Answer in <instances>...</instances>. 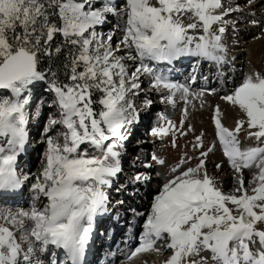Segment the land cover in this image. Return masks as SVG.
<instances>
[{"label": "snow or ice", "instance_id": "obj_1", "mask_svg": "<svg viewBox=\"0 0 264 264\" xmlns=\"http://www.w3.org/2000/svg\"><path fill=\"white\" fill-rule=\"evenodd\" d=\"M254 3L248 0V6ZM241 10L223 0H0V193L26 184L32 192L28 209L0 211V264H46L38 253L50 246L63 253L58 259L53 251L50 264H85L97 219L112 209L108 189L123 171L129 129L141 118L131 97L140 94L142 77H150L154 92L167 91L162 103L175 106L177 93L187 101L189 87L169 73L188 57L223 62L221 25ZM110 16L117 18L113 30L97 31ZM126 61L135 65L131 72ZM40 84L52 93L59 119L45 129L42 170L33 176L19 170L18 160L29 140L31 92ZM221 99L244 116L230 130L220 107L214 110L235 188L226 193L209 175L207 157L215 144L191 157L194 165L182 161L154 196L132 257L166 247L163 264H264V75H248ZM152 103L147 99L145 110ZM165 120L152 136L187 135ZM57 125L63 130L50 134ZM242 130L256 146L241 148ZM193 148H204L202 136ZM245 169L255 170L247 187ZM149 179L137 173L132 181Z\"/></svg>", "mask_w": 264, "mask_h": 264}, {"label": "rangeland", "instance_id": "obj_2", "mask_svg": "<svg viewBox=\"0 0 264 264\" xmlns=\"http://www.w3.org/2000/svg\"><path fill=\"white\" fill-rule=\"evenodd\" d=\"M116 2L123 4L124 0H116ZM223 3L225 7L239 5L242 9L225 17L226 22L221 25L226 29L222 39L226 48L224 61H227V65L225 64V68L216 62L203 59L201 63L199 61L189 63V60H184L183 62L188 63L182 68L188 69L186 74H183L180 68L177 71L181 73V76L178 73L176 77L172 76L171 73L169 74L173 81L187 85L190 89V95L186 101L177 93L175 106L161 102V95H167V91L154 92L150 86V77L147 76L142 77L140 94L131 97L136 106L141 109V118L138 124L129 129L130 135L125 141L121 155L123 171L114 181L113 187L108 189L115 217L108 214L103 217L104 222L102 223H99L97 219L101 227L109 226L110 229V232L106 229L107 233L103 235V239L98 238L99 242H103L105 238L106 241L110 242V246L102 245L103 250L101 251L99 248L95 256L91 258L92 264L148 263L147 258L138 259V255L135 258L132 257V253L140 244L143 235L142 225L150 211L154 196L160 192L163 184L171 175L172 168L177 167L184 160H189V163L183 165L184 167L194 165L197 161L190 158L199 156V152L206 151L210 145L215 144L214 150L207 157L206 167L209 175L216 178L222 191L229 193L235 188V173L227 167L229 162L216 137L214 110L218 104H225L228 105L225 110L228 109L230 113H235L237 116L242 115L241 118L243 119V114L221 97L232 93L248 75L253 73L264 75V0H255L251 6H248V0H223ZM99 6L100 3L98 2L97 7ZM253 21L257 23H253ZM116 22L117 18L110 16L109 21L97 31L107 35L113 30ZM191 22L185 17V23ZM191 34L199 35L202 33ZM119 36L120 33L117 32L114 37V45L118 42ZM126 63L129 66V72H131L135 65L132 62L126 61ZM193 76L195 77L194 80ZM45 87V85L40 84L34 87L31 92V100L27 109L29 140L23 155L18 160L19 170L33 176H39L42 170L41 161L45 150L42 140L45 129L50 120L59 119V111L53 104V95L47 92ZM147 99H151L153 103L149 109L145 110L144 105ZM185 109H187V116H185ZM221 112L223 124L226 127L229 125L228 122L232 124L226 120L230 119L227 113L223 110ZM165 118L171 120L178 130L186 132L187 135L170 134L163 139L152 136L151 132L154 128L165 126ZM190 128L191 131H189ZM62 130L57 125L53 133L50 134ZM200 136L203 137L204 148L194 149L193 145L197 143V137ZM238 139L242 149L256 146L258 143L255 138H250L247 132L243 130ZM153 156L163 159L165 163L159 164L157 160L152 159ZM217 164L221 166L219 169L216 167ZM146 165H151V167H146ZM253 171L255 170L248 169L244 178L246 187L248 181L252 179ZM137 173H143L150 179L143 184L133 183L132 178ZM231 176H233L232 182L229 179ZM17 199L15 202H10V200L3 198V201L0 202V211L11 210L15 212L18 209H28L32 204V192L29 184L25 185L23 195ZM41 201L47 203L43 197ZM120 201L124 203L120 204ZM40 203L37 202L38 206ZM137 213L144 215H137ZM116 219L119 221L117 222ZM114 230L117 233L111 241ZM122 231L126 233L125 236L121 234ZM100 234L102 235L103 231L97 232V235ZM17 238L19 240V233H17ZM163 243L164 241H160L158 245ZM22 246L27 248L26 243L22 242ZM52 252L53 249L49 247L48 252L38 253V255L45 260L46 264H50ZM156 254L159 256L156 259L157 264H163L170 255V250L163 247ZM56 256L58 259L63 258L62 254L56 253Z\"/></svg>", "mask_w": 264, "mask_h": 264}, {"label": "bare ground", "instance_id": "obj_3", "mask_svg": "<svg viewBox=\"0 0 264 264\" xmlns=\"http://www.w3.org/2000/svg\"><path fill=\"white\" fill-rule=\"evenodd\" d=\"M225 57V56H224ZM198 59H201V58H198ZM202 60V59H201ZM227 62V61H226ZM178 64H179V66L181 67V68H183V66L185 65V66H187V64L188 63H186V62H183V60H181L180 62H178ZM226 63H224V64H221L220 66L222 67V68H225V66L227 65H225ZM221 68V69H222ZM171 75L172 76H174V77H176V75H177V71H175L174 69H173V71L171 72ZM218 106L219 107H221V110H223L225 113H227V115H228V117L230 118V119H226V120H228V121H230L232 124H230L229 122H228V128L230 129V130H232L234 127H236L235 126V124H236V122L239 120V119H242L241 118V116H237L235 113H233L232 114V112L230 113L229 112V110L227 109V110H225V108H227L228 107V105H225V104H222V105H219L218 104ZM223 122V121H222ZM233 123H235V124H233ZM227 167H229V168H231L230 167V165H228ZM248 173V169H245L244 170V178L246 177V174ZM232 177L233 176H231L229 179H230V182H232ZM220 184H222V183H220ZM221 186V185H220ZM1 201H3V197H1L0 196V202ZM9 202V201H8ZM11 202V201H10ZM13 202H15V201H13ZM108 215V214H107ZM106 215V216H107ZM116 221L118 222L119 220L118 219H116ZM102 222H104V220L103 221H101V223ZM116 222V223H117ZM99 223H100V221H99ZM99 223L98 222H96V224H98L99 225ZM111 223H113V222H111ZM115 223V224H116ZM100 226V225H99ZM122 228V227H121ZM123 232L124 231H122V233L121 234H123ZM99 238V237H98ZM97 238V240H96V238H95V240H94V243H95V248L97 247V245H98V242H99V239ZM104 241V240H103ZM100 243V242H99ZM107 245H109V243L107 244ZM99 250V248H96L95 249V254L97 253V251ZM95 255H93V254H91L90 255V259L91 258H93ZM159 256H157V254H156V252H149V253H141V254H139L138 255V259H141V258H147L148 260V263L147 264H157L158 263V261L156 260L157 258H158ZM136 258V257H135ZM143 264H145V263H143Z\"/></svg>", "mask_w": 264, "mask_h": 264}, {"label": "trees", "instance_id": "obj_4", "mask_svg": "<svg viewBox=\"0 0 264 264\" xmlns=\"http://www.w3.org/2000/svg\"><path fill=\"white\" fill-rule=\"evenodd\" d=\"M42 67H46V62H45V64H44V65H42Z\"/></svg>", "mask_w": 264, "mask_h": 264}]
</instances>
